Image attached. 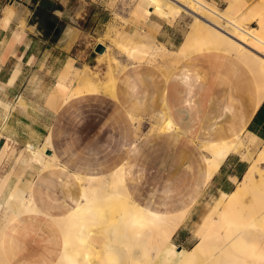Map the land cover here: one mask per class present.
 <instances>
[{"label": "bare ground", "instance_id": "6f19581e", "mask_svg": "<svg viewBox=\"0 0 264 264\" xmlns=\"http://www.w3.org/2000/svg\"><path fill=\"white\" fill-rule=\"evenodd\" d=\"M146 2L163 9L170 23L185 11L192 12L193 21L176 49L155 43L150 33L131 25L129 33L111 27L110 37L133 62L157 68L164 86L159 91L160 108L153 115L158 132L174 130L176 137L188 136L195 122H202L205 132L202 138L197 136V153L189 144L166 151L181 167L170 176L163 210L144 205L134 193L124 160L110 163L98 174H87L77 166L67 175L64 189L71 193L73 187L78 188L74 204L69 205L50 192L55 169L64 165L55 149L54 127L39 144L26 141L13 167L0 175V264H264V138L248 128L264 102V0L246 12H239L243 0H227L225 8L213 0H137L131 13L145 24L151 15ZM15 15L13 5H7L0 27L8 28ZM246 19L256 21L257 26H248ZM151 27L157 30L161 26L152 21ZM22 34L15 31L8 47L21 40ZM5 40L0 38V47ZM97 45H103V51ZM97 45L100 55L110 51L111 45L102 40ZM207 57H213L217 68L210 81L190 68L192 59ZM113 62L118 66L114 57ZM19 72L17 64L10 84ZM118 79L113 71L102 80L88 63L77 66L71 56L46 92L45 105L59 113L76 99L90 95L118 100ZM0 103L4 110L1 137L16 108L26 109L27 105L22 95ZM140 110L141 102L135 101L124 112L134 121ZM13 141L9 135L5 137L0 164L10 151L14 154ZM232 155L248 162L242 177L232 176L234 188L221 189L202 206L193 224L197 243L191 248L179 247L173 240L175 232ZM27 162L37 167L45 183L22 178ZM37 215L49 221L50 246L42 250L27 244L28 222Z\"/></svg>", "mask_w": 264, "mask_h": 264}, {"label": "rangeland", "instance_id": "374dc122", "mask_svg": "<svg viewBox=\"0 0 264 264\" xmlns=\"http://www.w3.org/2000/svg\"><path fill=\"white\" fill-rule=\"evenodd\" d=\"M101 1L103 5L108 7L109 12L101 13V16L99 19H96L95 23H92L93 20L90 19L82 22V26L88 28L94 25V29H85L88 33L82 34V38L79 39V43L84 48L82 51L84 56L80 58L79 65L82 66L88 63L93 74L102 80H107L113 71L119 77L120 73L127 68L128 71L122 75V83H124V80L129 75L131 84H134L133 78L140 71H143L142 75L144 76L146 73L148 74L151 67L157 71L154 65L147 62L141 63L144 64L141 67L136 66L141 64L133 62L124 53H121L115 47L110 37L114 32V29H111V27L115 26L119 31L129 33L130 29L127 28L131 25L138 28L137 30H144V33H150V40H153L155 43L164 44L169 49H176L182 42L185 33L193 21L192 12L189 10L178 15L174 22L170 23L163 13V9L156 8L151 2H146V6L151 10V15L145 24L142 21L136 20L133 13H131V9L137 0ZM213 1L220 8L227 6V0ZM258 4L259 0H243V6L239 12H246L249 7H256ZM152 21H157V24L161 26L160 29L156 30V28L151 27ZM244 22L248 26H257V22L250 19H246ZM101 40L111 45L110 51L104 55H100L95 50V46ZM113 57L116 59L118 66L113 62ZM192 63L194 65H190V68L197 69L205 76L207 75L206 81L213 80L216 76L217 68L213 57L194 58L192 59ZM144 84L133 87L136 94L142 95V93L148 92V90L152 91L153 85L149 81L146 80ZM117 106L118 103L108 96L90 95L87 98L78 100L74 104V107L66 113L64 112V116L59 123L62 126L59 129L62 133L57 134L54 139L55 149L60 157V162L64 165H60L55 169V173L50 180V192L58 199L64 200L69 205H73L74 196L78 192V188L72 186L73 190L70 191L71 193L64 191L66 189V180L68 179L67 175L71 176L77 166L82 167V172L87 174H98L103 172L105 167L115 160L125 158L127 163L129 162L128 166H126V178L130 187L139 194L144 205L160 207L163 210L166 207L164 195L167 185L170 183V176L178 167H181V163L174 161L172 157L168 158L164 156L165 147L171 142L170 138L176 137L175 134L177 135V133L174 130L170 132H158L154 128L156 119L153 115L157 113L160 105L149 114L141 115L139 111L138 118L134 121L127 119L125 116V120L123 119L121 123L116 121L117 116H119L115 111ZM3 115L4 110L0 103V117ZM57 123L56 116L52 124L54 126ZM13 126L12 121L9 120L8 125L4 129V134L0 137V148L5 141V137L11 136L12 131L10 129ZM202 126V122L196 121L192 135L179 136L183 137V145H190V150L193 153H197L198 140L204 135L205 130ZM48 130H50V126ZM65 132L66 135H63ZM122 134H124V137ZM190 137L195 139L190 142ZM13 142L14 154L10 151L9 155L0 164V175L7 173L13 167L16 155H18L24 145L22 142ZM73 145L74 149L72 148ZM180 146L182 147V144L178 148ZM70 148H72L70 152H65ZM89 148L92 150L89 151ZM88 151L89 153H87ZM49 153H52V151H49ZM85 157L87 158L85 159ZM237 159H239L237 155L230 157L226 165L237 161ZM226 170L224 167L222 172H219L220 174L218 173V176L203 191L193 206L191 215L175 232L173 240L179 247L191 248L197 243V237L193 232V224L198 219L202 206L218 195L221 190L220 188L224 186L229 187V183L224 178V175L227 174ZM36 174L37 167L31 162H27L23 169L22 178L32 179L36 184L40 185L45 183V181L40 179L39 174ZM69 179L71 180L72 177ZM237 179L239 178L237 177ZM48 224L49 221L43 215H37L28 222L26 237L29 247L34 250H42L50 246L49 232L47 231Z\"/></svg>", "mask_w": 264, "mask_h": 264}, {"label": "crops", "instance_id": "0c3cea01", "mask_svg": "<svg viewBox=\"0 0 264 264\" xmlns=\"http://www.w3.org/2000/svg\"><path fill=\"white\" fill-rule=\"evenodd\" d=\"M44 3L49 5L45 7ZM11 4L16 10V15L11 20L8 28L0 27V38L6 39V44L4 43L0 47V98L13 102L18 96L22 95L27 107L26 109L17 107L13 112V117L9 119L14 125L10 129L12 131L10 137L15 142L25 143L26 141H32L39 144L44 139V135L48 133L49 126L50 129L54 127V139L57 134L62 133L59 130L62 127L59 123L64 116V112L66 113L74 107L78 100L88 97L76 99L70 106L63 108L59 113L51 111L44 105L46 92L53 86L58 71L66 64L68 58L74 57L75 64L79 66V60L84 56L82 52L84 48L79 43V39L82 38V34L88 33L85 29H94V25L87 28L82 26V22L90 19L93 20L92 23H95L101 13L109 12V9L103 5L101 0H0V17L3 15L4 8ZM41 6L56 18L58 25H61L62 31H60L56 40L44 37L39 31L36 21H34L35 12ZM15 31L23 33L21 40L16 41L12 47H8ZM17 64L20 65V72L14 83L9 84L12 71ZM143 65L136 66L141 67ZM126 71H128L127 68L120 73L117 82L118 100L113 99L118 103L115 111L116 114H119L117 116L118 120H116L119 123L123 119L125 120L127 115L124 111L131 108L135 101L141 102V115L149 114L156 110L160 103L159 91L164 88L161 85L159 73L152 67L149 68L148 74L146 73L145 76L142 75L143 71L137 73L133 78L134 84H131L129 75L122 83V75ZM146 80L153 85L152 91L148 90L142 95L136 94L133 87H138L139 84L145 85ZM121 104L125 105L123 109L120 108ZM56 116L58 123L53 126V119ZM127 119L129 118L127 117ZM63 135H66V132ZM175 136L177 135L175 134ZM170 141L164 152V156L168 158L171 157V153L170 151L166 153V151L168 149L174 150L181 144L183 146L184 142L183 137L170 138ZM72 148L67 149L65 152H70ZM118 160H124L126 166H128L129 162L127 163L125 158H119ZM227 162L223 165L220 172H222L224 167L227 169V174L224 175V178L229 183V187L224 186L220 189L230 191L235 186L232 176L242 177L248 163L240 160V158L235 162L229 163V165H226L228 164ZM239 174L242 175L239 176ZM217 176L218 174L215 175L214 179ZM131 189L137 194L133 188Z\"/></svg>", "mask_w": 264, "mask_h": 264}, {"label": "flooded vegetation", "instance_id": "af4514ba", "mask_svg": "<svg viewBox=\"0 0 264 264\" xmlns=\"http://www.w3.org/2000/svg\"><path fill=\"white\" fill-rule=\"evenodd\" d=\"M45 7L48 6L47 3ZM34 21H36L39 26V31L41 34L51 40H56L61 29V25H58L56 18L49 12L45 11L44 7L37 8Z\"/></svg>", "mask_w": 264, "mask_h": 264}, {"label": "trees", "instance_id": "16d2710c", "mask_svg": "<svg viewBox=\"0 0 264 264\" xmlns=\"http://www.w3.org/2000/svg\"><path fill=\"white\" fill-rule=\"evenodd\" d=\"M248 128L264 138V102L256 112ZM241 175L239 174V176Z\"/></svg>", "mask_w": 264, "mask_h": 264}, {"label": "water", "instance_id": "95a60500", "mask_svg": "<svg viewBox=\"0 0 264 264\" xmlns=\"http://www.w3.org/2000/svg\"><path fill=\"white\" fill-rule=\"evenodd\" d=\"M96 49H97L98 51H103V45H97Z\"/></svg>", "mask_w": 264, "mask_h": 264}]
</instances>
